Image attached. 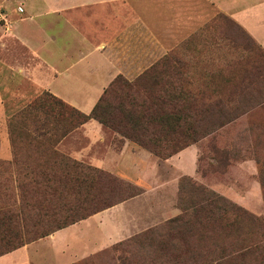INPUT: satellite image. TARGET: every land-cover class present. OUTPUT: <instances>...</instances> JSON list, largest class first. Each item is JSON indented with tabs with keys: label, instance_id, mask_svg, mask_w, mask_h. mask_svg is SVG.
<instances>
[{
	"label": "rangeland",
	"instance_id": "1",
	"mask_svg": "<svg viewBox=\"0 0 264 264\" xmlns=\"http://www.w3.org/2000/svg\"><path fill=\"white\" fill-rule=\"evenodd\" d=\"M22 1L0 0V30L14 15L22 12ZM169 49L167 54L158 57L133 79L126 78L124 73L118 74L113 83L137 86L131 90L121 86L117 96L139 101H148L155 96L168 101L181 91V99H173L172 104L182 99H192L194 104L219 101L229 110L240 102H260L261 96H264L263 92L256 91L243 95L248 83H260L264 91L263 49L244 29L222 14L210 17L209 21L174 42ZM254 66L262 70V77L254 74ZM248 70H252V74L246 75ZM145 83H155V86L146 91L144 89L148 84ZM9 88L0 105V212L9 216V212L17 208L23 199H33L39 211L27 217L24 212L25 225L0 221V253L8 244L21 242L26 246L45 240L37 243L32 250H38L39 255L47 253L43 255L49 259L52 245L76 248L67 252L69 260H72L69 256L73 253L75 256L68 264H181L183 238L189 245L197 241L196 232H190L189 236L181 232V219L177 225L170 223L180 217L181 207H184L179 204V181L182 178L221 196L264 223V172L261 167L264 165V106L240 112L232 123L184 148L191 149L192 162L191 156H178L181 150H177L181 148V132L193 135L196 130L200 131V124L195 123L199 115L195 108L197 105L181 112V116L187 115V126L183 121L182 125L178 123L174 128L175 136L171 128L160 129L146 123L135 128L146 130L156 137L163 132L165 136L161 134L164 139L160 143L162 153L177 151L167 159L158 158L95 120H92L93 125L105 134L101 139L90 137L89 128L84 125L66 135L54 146L55 151L112 178L98 177L97 186L87 187L82 194L92 203L87 209L98 208L102 204L111 205L69 226L57 238L51 236L60 230L31 242V237L38 231L33 222L43 217L47 221L49 215L60 211L62 201L58 191H55L57 186L47 184L44 187L43 177L35 175L42 171V167L46 169L50 166L41 163L44 157L37 159L40 156L35 154V147L24 136H12V141L16 140L18 161L14 159L8 121L37 97L52 94L40 90L23 99L21 95L27 89L26 83L11 82ZM114 100L115 94L112 93L109 101L113 103ZM51 146L47 143L42 151ZM96 163H102V166ZM192 163L195 165L194 176L183 175L182 172L190 171ZM36 166L41 168L38 170ZM66 189L69 195L66 194L64 202H72V190L69 187ZM134 193L137 195L130 197ZM189 195L195 197L194 193ZM39 255L31 257L30 264H41L42 260L37 259ZM48 258L44 264L51 263ZM247 261L252 262L251 259ZM183 262L186 264L187 261Z\"/></svg>",
	"mask_w": 264,
	"mask_h": 264
},
{
	"label": "crops",
	"instance_id": "2",
	"mask_svg": "<svg viewBox=\"0 0 264 264\" xmlns=\"http://www.w3.org/2000/svg\"><path fill=\"white\" fill-rule=\"evenodd\" d=\"M30 1H22V12H16L26 16L14 15L0 30L1 106L9 83H26L23 99L47 91L89 114L118 74L128 79L138 76L174 42L217 14L239 25L264 50V0ZM93 124L90 120L84 126L90 137L101 139L105 134ZM190 150L178 156H191ZM190 160L194 161L192 156ZM182 174L194 176L195 165ZM43 241L0 256V264H30L31 257L39 255L33 247ZM50 247V259L43 255L47 253L37 257L41 264L47 258L50 264H68L75 258L74 253L69 256L72 260L67 257L73 247Z\"/></svg>",
	"mask_w": 264,
	"mask_h": 264
},
{
	"label": "trees",
	"instance_id": "3",
	"mask_svg": "<svg viewBox=\"0 0 264 264\" xmlns=\"http://www.w3.org/2000/svg\"><path fill=\"white\" fill-rule=\"evenodd\" d=\"M262 54L264 55V50ZM253 69H256V66ZM252 70L245 71L246 75L252 74ZM254 74H257V77L263 75L260 69H256ZM113 81L103 91L89 114L76 110L55 96L42 94L9 119L8 129L14 159H18V154L15 147L16 140L12 141V136L17 138L24 136L35 147V154L40 156L37 159L41 160L40 158L44 157L45 159L41 163L50 166L46 169L36 166L38 170L41 168L42 171L39 170L38 174H33L40 178L43 177L42 179L45 181H43L42 186H57L55 191H58L59 200L62 201L60 211L49 215L46 218L47 221L43 217L41 220L33 222L38 231L31 237V242L74 225L111 205L102 204L101 207L87 209V206L92 203L82 196L83 192L87 190V187L97 186L98 177L103 179L108 176H103L101 172L86 167L54 150V146L60 140L88 121L95 120L130 139L158 158L167 159L177 151H182L207 137L210 133L232 123L239 117L240 112L244 113L256 106H264V96H261L260 102L244 104L238 103V101L232 110H229L225 104L219 101H213L209 104L200 101L194 104L192 99L190 101L182 99L172 104L173 99L182 96L181 91H178L174 98H169L168 101L163 97L155 98V96L148 101H139L132 97L120 98L117 96V92L121 86L131 90L135 89L137 85L113 83ZM145 84H148L147 88H143L146 91L149 90L150 86H155V83ZM247 85L243 95L255 91L264 94L260 83H248ZM112 93L115 94V100L110 103L109 99ZM183 95L186 96L185 93ZM192 106H197L195 108L199 115L195 123L196 125L200 124L198 127L201 126V128L199 132L197 130L195 133L193 132V135L181 132V148L177 151L162 153L160 143L164 139L161 136V134L164 135L163 132L156 137L146 130L135 129L140 126L143 127L146 123L160 129L171 128L172 135L175 136L174 128L177 124L181 122L182 125L183 121L186 125L185 118L187 115L185 113L181 116V112L188 111ZM117 115L119 116L117 117ZM169 137L171 138L170 135ZM47 143L52 144V146L50 149L42 151ZM261 167L262 172H264V165ZM107 179L112 180L111 177ZM68 187L74 196L72 202H64ZM187 191H190L189 194L194 193L197 199L194 201L195 197L187 194ZM179 194L181 195L179 204L184 207H181L180 217L171 220L170 223L177 225L181 219V232H184L185 236H189V233L194 231L197 239L194 245H189L183 238L184 251L181 255V264H185L183 261H187L186 264H263L264 223L262 221L221 196L205 190L202 186H195L191 180L186 178L179 181ZM135 195L137 193L130 197ZM92 201L94 202V199ZM20 202L21 204L17 208L9 212L11 213L9 216L0 212V221L6 220L25 225L27 220L22 217L24 212H26L25 217H27L29 214L39 211L38 205L33 199H23ZM186 205L187 207L191 206V208L187 209ZM23 245L21 242L8 244L0 256L21 248ZM248 259H251L252 262L247 261Z\"/></svg>",
	"mask_w": 264,
	"mask_h": 264
}]
</instances>
